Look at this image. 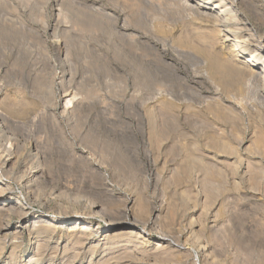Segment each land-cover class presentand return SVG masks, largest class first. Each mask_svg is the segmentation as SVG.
<instances>
[{"label": "rangeland", "instance_id": "374dc122", "mask_svg": "<svg viewBox=\"0 0 264 264\" xmlns=\"http://www.w3.org/2000/svg\"><path fill=\"white\" fill-rule=\"evenodd\" d=\"M202 1L0 0V113L8 118L5 122L10 126L7 131L12 129L17 137V149L14 152L18 153L21 148L24 151L20 156L22 159L19 157L20 152L16 154L22 162L19 161L16 167L18 175H23L28 169V162L34 160L35 165H40V169H35L38 182L29 186L28 194V184L19 183L16 179L18 175L11 178V181L6 177L4 179L7 181H0V224L15 226L19 223L20 214L10 213L8 203L3 202L8 198L13 199L15 204H27L31 219L35 217V221L47 222L60 214L68 213L74 217L88 213L90 201L106 212H123L126 198L134 197L149 209H161L158 228L166 226L168 221H175L176 231L179 232L193 223L199 236L205 239L206 263L197 262L195 255L199 249L194 248L192 238H189L186 245H183V239L182 248H186L184 251L188 253V259L184 258L188 262L184 264H190L191 260V264H264V181L254 180V169L248 165L258 156L253 146L256 133L260 134L264 130V115L256 112V109L255 115L250 110L252 106H258V94L264 92L260 83L255 84L251 92L244 94L246 96L242 97L245 99L242 103L251 108L240 117L235 116L236 119L229 113L220 116L222 122L215 116L203 115L196 118V129L184 123L181 120L183 118L180 119L185 124L182 126L185 129L183 132L191 134L195 130L193 134L198 135H189L193 141L197 137L199 147L194 152L197 156L210 158L217 152V149H209L204 144L207 141L205 135L218 122L224 128L229 144L233 143L232 146L239 148L241 155L229 159L227 167L217 166L219 169H215L217 172L213 176L207 173L208 163L212 162L210 159L201 164L187 158L188 149L186 151L179 145L183 138L176 130L177 124L174 125L176 129L170 126L166 131L153 132L141 122L146 104L155 103L156 98L166 97L167 94L169 99L172 100L169 97L171 95L174 99L175 91L181 83L178 77L174 78L176 66L182 67L179 70L181 79L195 78L196 81H202L201 75L206 70L202 59L206 54H202L199 49L191 50L187 47L185 52H189L190 57L185 54L179 58L175 41L178 33L183 30L203 29L206 30L204 32H210L219 27L211 24L212 19L204 21L189 10L201 4L200 12H205V4L209 0ZM221 1L226 19L222 27L216 30L234 29L235 34H242L246 40L249 38V42L260 37L264 31V0H237V6L236 0ZM183 26L188 28L184 29ZM125 33L128 38L122 36ZM223 34L218 46L225 47L224 50L229 53L233 50L234 42ZM190 36L195 37L194 42L198 48L205 46L196 35ZM59 50L64 53L63 60L59 58ZM250 56L248 51L240 55V58L248 60ZM258 63L262 67L260 60ZM206 84L203 80L195 86L204 91L208 87ZM75 93L76 98L73 99ZM206 95L209 100L215 97L213 94ZM71 98L73 103L66 109L65 104ZM247 101L249 103H245ZM74 106H77L76 109ZM161 111L163 113L160 108L159 117L162 116ZM164 116V122L160 124H172L170 118ZM2 152L0 149V163L8 159L6 153ZM40 180L42 183H39ZM7 183L11 185L10 189L6 188ZM89 221H92L93 229L97 231L102 229L96 227L98 221L101 226H106L99 215ZM125 225L122 219L117 220V229L112 234L123 233L118 226ZM61 226L64 227L52 236L53 246L64 244L65 239L78 228L65 227L66 224ZM155 234L147 233L145 239L139 240L137 246L140 250L155 251L154 247L160 241ZM14 238L8 235L7 241L21 242L23 248L19 255H24L31 247L32 237L25 231L17 239ZM127 241L126 238H116V244L100 245L95 255L87 250V246H90L87 244L82 249L79 245L78 251L81 257L86 256L84 264H104L102 259H106L105 264H122L111 258L126 251L124 246H127ZM69 254L65 260L73 261L74 252ZM142 255L139 252L137 256L140 264H160ZM51 258L41 264H49ZM10 262V257L0 259V264Z\"/></svg>", "mask_w": 264, "mask_h": 264}, {"label": "bare ground", "instance_id": "6f19581e", "mask_svg": "<svg viewBox=\"0 0 264 264\" xmlns=\"http://www.w3.org/2000/svg\"><path fill=\"white\" fill-rule=\"evenodd\" d=\"M203 1L206 2L207 0H203ZM223 1L225 2L227 0H223ZM199 3H201V2H199ZM200 5L201 4H197L196 6H192L189 8V10L192 13H195V15L202 17V19H204V21L205 20L209 21L212 19L211 24L214 23L215 27L216 26L222 27V24L224 23V21L226 19L224 11H222L223 10L222 1L221 0H219V1L218 0H209L205 4L206 8H205V12L203 11V13L200 12V10H201V8H199ZM237 5L238 4H237V0H236V6ZM231 8H233V6ZM185 9H187V8H185ZM192 13H190V14L192 15ZM190 14L188 16H191ZM181 19H183V18H181ZM187 23H188V21H187ZM176 25H177V23H176ZM185 26H188V25H185ZM204 27H205V24H204ZM219 27H217V28H219ZM187 28L184 27V29H187ZM206 28H208V27H206ZM211 28H212V26H211ZM216 29L212 30V31L209 30L210 32H204L206 30L203 31V29H195V30L187 29L186 31L182 29L183 31L178 33L179 35H177V37L175 36L176 39L174 38L176 41V45H177L176 52H177V55L179 56V58L185 54H187V55L189 54V52L188 53L185 52V51H187V49H185L187 47L191 50L192 49H199L202 52V54L203 53L206 54L204 57L205 59L204 58L202 59V57H201V59L204 61H202L200 59L202 62H204L206 64L205 65L206 70L204 69L205 72L202 73V75H201L202 81L204 80V82L207 83L206 85H208L206 90H204V91H203V89L200 90L199 88H196V86H195L196 84H201L202 81H196L197 79H195V78L193 79L191 77H190L191 79H187V78L181 79V77H179V70H181L182 67H180L178 65V66H176L177 67L176 69L174 68L175 74H176V77H174V78L178 77V80L181 81V83L175 91L176 94H174V92H173V94L175 95L174 99H173L172 95L169 96V97H172V100L169 99L168 94L166 96L167 98L163 97L162 95H161L162 97L156 98L155 97L156 95H155L154 98L157 99L156 102L146 104V107H145L146 109H143V111L145 110L144 116L141 114L142 115L141 116V118H142L141 122H142L143 126H145L150 131H153V132H155V131L158 132L159 130H165L166 128H170V126L175 128L174 125L177 124V127H176L177 129L176 128L175 129L180 132V134L183 138L180 142L177 141V142H179L180 147L186 149V151L188 149V151H187L188 157L187 158L198 161L201 164H204L206 160L210 159L212 162L208 161L211 164L208 163V170L209 171L207 172V173H209L210 176H213L215 174V171H216L215 169H219V168H217V166L219 167V165H220L222 167V166L226 165V167H227V165L229 163L228 162L229 159H231V158L236 159V157L239 154V148L234 147V145L232 146L233 143L229 144V142L226 140V136H225L226 134H225L224 128L220 127L219 126L220 124L218 125V123H219L218 122L217 125L212 126L210 128V131L208 132V134L205 135V137L207 138V141H206V144H204L209 149L210 148L217 149V152L213 153L210 158L209 157L205 158V156L204 157L203 156L202 157L197 156L198 154L196 155L194 152L196 150H198V147H199L198 146V140H196L198 135L193 134L196 132L195 130H193L194 132H191V134L193 136L195 135L197 137L194 138V141L191 140L189 137V135H191V134L183 132V130H185V129L182 126L185 125L184 123H186L192 129H196V124L198 123V121H196V118L202 117L203 115L215 116V118L217 120H221L219 118H220V116L223 117L224 113H229L233 117H235V116L238 117L239 115L244 114L243 112L245 110L247 111V110H249V108H251V107L248 108L246 105H244L243 104L244 102L242 103V100L246 96L244 94L245 93L247 94V91L249 92L250 90H252V87L257 83H260L261 88L264 90V31L260 35V37H258V39H255V41H253V42H249V41H247L249 39L248 38L249 36L248 37L246 36L248 38L246 40V38H244L245 36H241L242 34L241 35L235 34L236 32L234 33V29H230V30H229V28L226 30L225 29L216 30ZM124 30H125V28H124ZM237 31H239V30H237ZM223 33H225V35ZM221 34H223L228 39L232 38V40L234 42V44L232 45L233 50H230L229 53L224 50L225 47H219L218 46L221 43L220 42L221 41V39H220ZM190 35H196V38L200 39L203 43H205L204 44L205 46L198 48L195 45V42H196L194 40L195 37L193 38ZM122 36L124 38H128L126 33L122 34ZM188 37H191L193 41L191 40V38H188ZM248 51H250V54H251L250 58L248 60L241 59L240 55H244V52H248ZM190 53H192V52H190ZM198 55H199V52H198ZM59 56H60L59 58H62V60L64 59V53L62 52V50H59ZM191 56L193 57V55H191ZM179 58L177 59L176 62H178ZM65 59H66V57H65ZM258 60H260V62H262V67H261V64L258 63ZM182 63H180V64H182ZM183 66H185V65H183ZM185 69H184V71H185ZM201 70H203V69H201ZM197 71H199V70H197ZM172 72H174V71L172 70ZM193 72H194V70H193ZM64 73H66V71ZM194 75H195V73H194ZM196 76H197V74H196ZM183 77H185V76H183ZM69 81L71 82V79ZM136 86H137V84H136ZM193 86H195V88ZM204 87H206V86H204ZM158 93H157V96H158ZM255 93H256V91H255ZM170 94H172V92ZM206 94H211V95L213 94V95H215L216 98L213 96L214 99L210 98V100H209V98H207L209 96H207ZM255 95H257V94H255ZM150 96H151V94H150ZM159 96H160V94H159ZM243 96H244V98L242 99ZM256 97L257 96H255V98ZM74 98H76V93L73 95V99ZM145 98H146V96H145ZM73 99L71 98L70 100H68L66 102V104H65L66 109L73 103ZM132 99L134 100L135 98L132 97ZM150 100H153V98L151 99V97H150ZM246 100H247V98H246ZM257 100H258L257 102H259L257 104L258 106L254 107L251 104H249L253 107L250 110H252L254 113L255 109H256V112H259L262 115H264V92L263 91L258 94ZM254 101H256V99ZM146 102H149V100ZM212 102H214V104ZM245 103H249V102L247 101ZM76 107H75V109H76ZM159 107L163 110V113L161 111L162 116L164 114L165 115L164 117H166L167 119L170 118V120H171L170 122H172V124L171 123L168 125L164 124V123L160 124V122H164V119L162 116L159 117V114H158V112L160 110ZM257 115H260V114L257 113ZM159 118L163 119V121H159L160 120ZM181 118H183V119H181ZM262 118H264V116H262ZM7 119H6V116L4 114L0 113V149H2V151H3L2 153H6V158H8L7 160L4 161V163H2L3 161L1 162L2 164L0 163V169H2V171L0 170L1 171L0 181H3L4 177H6L7 179L9 178V180H10L11 178H15V176L18 175V173H17L18 169L16 167L20 161L19 157L24 152L23 150H21L22 148L21 149L18 148L19 149L18 153L20 152V155L18 158L16 157V154H18V153H15L14 150L17 149V143H16L17 137L15 138V135L12 133V129L10 131H7V128L10 127V126H7L5 124ZM180 119L183 120L184 123ZM235 119H236V117H235ZM210 120H212V119H210ZM221 122H222V120H221ZM211 125H214V124L212 123ZM77 130H75V131H77ZM79 132H80V130H79ZM200 132H202V131H200ZM254 134H253V136H254ZM17 136L19 137V135H17ZM21 136H22V134H21ZM23 136L25 137V135H23ZM190 140H191V143H190ZM240 143H241V141H240ZM253 143H254L253 146H255V149L258 153V156H256L257 159H255V161L249 162L248 165H250V167L254 169V180L261 182V180L264 181V130H263V132L261 130L260 134L256 133L255 141ZM177 144L178 143H176V145ZM36 148H38V147L36 146ZM23 149H24V147H23ZM199 149H201V148H199ZM239 155H241V154H239ZM36 157H38L37 153H36ZM33 161H32V163L28 162V163H30V165L29 166L27 165L28 167L25 166L28 169L26 168L27 170L24 171L23 175L19 174L20 176L18 175L16 178L19 180V183L22 182V183L28 184V185L26 184L27 185L26 187L28 189V192L26 190V192H27L26 194L30 193V190H29L30 187L29 186L31 184L35 183L36 177L38 176L37 175L38 172L35 171V169L40 167V165H38V166L35 165L36 163ZM230 163H231V160H230ZM235 164L236 163L234 162V165ZM23 165H25V164H23ZM248 165H247V167H249ZM23 167H22V169H23ZM232 167H233V164H232ZM234 167H236V166H234ZM226 170H228V169L226 168ZM42 171H43V168H42ZM218 171H220V170H218ZM230 174H232V173H230ZM236 174L239 175L238 171ZM40 176H42V175H40ZM233 176L234 175H232V178H233ZM38 179H40V178H37V180ZM4 180L7 181L6 179H4ZM36 182H38V181H36ZM40 182L42 183V180H40L39 183ZM0 184H2V182H0ZM5 186L7 189L11 188V185L9 183H7ZM22 186H23V184H22ZM24 187H25V185L23 186V188ZM259 187H260V185H259ZM34 188H35V186H34ZM34 188L32 187V189H34ZM213 192H215V191H213ZM210 193H212V192H210ZM257 193H258V191H257ZM23 194H25V193H23ZM217 195H218V193H217ZM263 196H264V194H263ZM23 197L27 199L26 196H23ZM31 197H33V196H31ZM35 199H36V197H35ZM260 199H261V197H260ZM3 202H5V204L8 203V206L10 208L8 210L9 212L12 211V212H17V214L18 213L20 214L18 225L9 226V225L0 224V259H5L7 257H10L11 258L10 264H29V263L41 264L42 262H44L45 260H47L48 258H51V257L52 258L50 259L49 264H74V263L75 264H84L85 260H83V259L86 256L81 257V255H79V251H78L83 245H85V244L90 245V246H87V248H88L87 250L95 255V253L99 249L100 245L113 246L114 244H116L117 242H114V239H116V238H120V239L126 238L128 240L127 246H124L126 248V251H124V253L121 252L122 254L121 255L119 254V256H117V257L111 258V260L115 259L116 262H120L122 264H140L139 260L137 258L139 252H141L143 254L142 256L145 257V255H147V258H149V257L153 258V260H155L156 262H159L160 264L161 263L162 264H174V263L175 264H182V263L184 264V263H187L188 260L184 261V258L188 257V253L186 251H184L186 248H182V246L189 243L188 242L189 238H190V240L192 238L194 248L196 250H197V248L199 249L198 253L196 255L194 254L197 262L205 261V263H206V261H207V259H206L207 257L205 256V251H204L206 249V241H204L205 239L203 240V238L199 236L200 235L199 231L195 229V226L193 225V223H191V225L188 228H186V229L184 228V229L180 230L179 232L176 231L175 221H170V222L168 221V224H165L166 226L162 225L161 228H158L157 224L159 222V217L162 215L161 209H157V208L149 209L147 207V205L144 204L143 202H141V200H139L138 198L127 197L125 200V205L123 204L124 209H125V210H123V212L122 211L119 212V210L116 208H115V210H118L117 212H115V211L106 212L104 209H101V206L99 207V205L90 201V203H89L90 208L88 207L89 208L88 213L82 212L83 214L76 215L74 217H72L71 214H68V213L65 215L60 214L58 217L53 216V220L48 219L47 222H45V221L40 222L37 220L35 221V219H36L35 217L31 219L29 217V215H30L28 213L29 211L26 208L27 204L24 205V204H21V202L18 204L17 203L15 204V202L11 198H8V200L6 199ZM60 205H61V203H60ZM78 211H80V210L78 209ZM171 211H170V213H172ZM98 215L106 222V226H101L100 222L99 221L97 222L96 227L99 230L102 227V229L100 231L93 229L92 221H89V219H92V218L95 219ZM119 219L120 220L122 219L127 225L118 226L124 232L119 234V235H113L112 232L114 231V229H117V226H115V224L117 223V220H119ZM36 224H38V225H36ZM62 224H66L65 227H71V228L75 227L74 229H76L77 227L78 228L72 234H70V236L67 239H65V241L63 242L64 244H58L57 243L58 244V245L56 244L57 246H55V245L53 246L52 245V238L54 237L53 234L56 231H58L59 228L64 227V226H61ZM74 224H78V225L81 224V226H77V225L74 226ZM25 231L29 232V237H32L31 247L29 248V250L24 255H21V254L19 255L21 249L23 248V244H21V242L16 243L15 242L16 240L12 241V242H8L7 239H8V235H12L15 237L14 239H17L19 236L23 235ZM68 231H70V230H68ZM175 232H178V233L176 234ZM147 233H150V234L156 233L155 235L160 238L159 243L156 245V247H154V248H156L155 251L149 252L147 250L148 251L147 252V251L142 250V249L140 250L139 246H137L140 239L146 238ZM60 235H62V234H60ZM183 239H185L184 244L182 243ZM144 243H145V240L143 241L142 244L144 245ZM79 245H81L80 248H79ZM143 248H144V246H143ZM83 249H84V247H83ZM70 252L71 253L74 252L75 258L73 257L74 258V260L72 259L73 261H71L69 259L66 261L65 259L70 255L69 254ZM190 256H191V254H190ZM57 258H60V259L55 261V259H57ZM79 258H80V260H79ZM81 258L83 261H81ZM24 259H26V261ZM101 261H104V264H105L106 259L105 260L102 259ZM108 261H110V260L108 259ZM191 262H192V260L190 261V264H191ZM193 263H196V262H193ZM98 264H102V263L100 262Z\"/></svg>", "mask_w": 264, "mask_h": 264}]
</instances>
